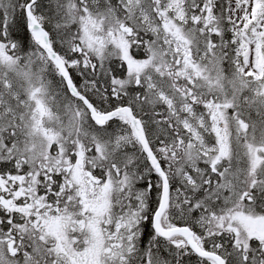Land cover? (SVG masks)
<instances>
[{"label": "snow or ice", "instance_id": "snow-or-ice-1", "mask_svg": "<svg viewBox=\"0 0 264 264\" xmlns=\"http://www.w3.org/2000/svg\"><path fill=\"white\" fill-rule=\"evenodd\" d=\"M0 264H264V0H0Z\"/></svg>", "mask_w": 264, "mask_h": 264}]
</instances>
